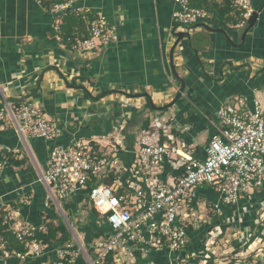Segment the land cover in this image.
Here are the masks:
<instances>
[{
    "label": "crops",
    "instance_id": "0c3cea01",
    "mask_svg": "<svg viewBox=\"0 0 264 264\" xmlns=\"http://www.w3.org/2000/svg\"><path fill=\"white\" fill-rule=\"evenodd\" d=\"M254 6L262 11L244 39L239 24L224 25L212 17L203 21L215 29H224L228 39L222 32L197 27L198 23L191 27L177 24L174 12L180 5L174 0H79V12L102 11L119 34L118 42L83 56L57 39L58 15L38 0H0V153L13 152L15 159H25L22 166L8 165L0 159L4 162L0 172L3 204L8 209L6 213L14 211L17 225L44 227L46 217L56 224L68 225L60 242L43 255L26 260L0 258V264H54L61 244H78L79 240L87 247L91 243L87 228L111 229L98 212H93L83 192L64 203L71 204L70 210H64L65 216L46 203L47 190L40 177L47 169L53 145L90 140L109 151L118 142L112 155L119 160L121 169L112 185L127 187L139 138L154 124L153 119L163 115L161 119L170 121L192 156L204 158L222 104L244 99L249 108L253 109L258 101L264 109V0H254ZM231 15L236 16L237 10ZM181 31L190 36L176 46L174 64L186 82L185 91L168 110H145L149 101L141 96L144 93L156 106H164L173 101L181 87L170 63L176 33ZM192 39L198 45L199 59L190 47ZM84 70L85 81L80 78ZM88 93L93 97L107 95L94 101ZM23 98L37 101L47 117L63 128L59 138H24L18 132L9 117L8 104L20 103ZM119 118L126 123L117 134L115 122ZM179 174L176 162L167 161L160 177L173 182ZM187 211L186 247L179 252L152 249L145 257H152L148 264H175L180 259L193 264H264V185L246 194L236 207L227 206L213 187L199 185ZM229 231L235 236L231 245L215 246V240H210L228 236ZM83 263L80 257L78 264Z\"/></svg>",
    "mask_w": 264,
    "mask_h": 264
},
{
    "label": "built area",
    "instance_id": "2783aa9c",
    "mask_svg": "<svg viewBox=\"0 0 264 264\" xmlns=\"http://www.w3.org/2000/svg\"><path fill=\"white\" fill-rule=\"evenodd\" d=\"M78 1L65 0L53 6L52 11L58 15L55 21L58 40L62 14L71 8L79 12ZM174 1L180 5L174 12V20L180 26L191 27L211 16L208 10L191 6L189 0ZM232 5L243 17L241 26L256 10L254 0H232ZM118 40L117 26L102 11H96L89 22V36L75 38L73 50L83 56L90 55ZM8 107L9 117L24 138L30 135L54 141L63 133V128L47 117L37 101L8 104ZM217 116L204 158L192 156L188 145L174 133L170 121L153 119L154 124L139 138L127 187L104 182L110 173L116 174L121 169L119 160L112 155L118 142L109 151L90 140L53 145L49 149L47 169L40 177L47 190L46 203L65 216L64 203L83 192L103 223L111 228V233L96 237L87 247L79 240L78 244L70 241L61 244L54 264H78L80 257L83 264H103L109 254H113L115 264H134L138 252L142 258L152 249L179 252L188 242L186 222L190 212L187 210L199 185L213 187L226 205L234 207L246 194L260 189L264 185V109L258 101L252 109L244 99H236L222 104ZM125 123L123 118L116 120L117 134ZM167 161H175L180 171L173 182L160 177ZM3 167L4 162H0V172ZM0 209L8 210L1 194ZM7 218L20 241L33 237L36 229H43L30 223L17 225L14 211L7 212ZM32 239L25 253L8 251L6 243H0L2 258L26 260L43 255L50 247Z\"/></svg>",
    "mask_w": 264,
    "mask_h": 264
},
{
    "label": "trees",
    "instance_id": "16d2710c",
    "mask_svg": "<svg viewBox=\"0 0 264 264\" xmlns=\"http://www.w3.org/2000/svg\"><path fill=\"white\" fill-rule=\"evenodd\" d=\"M65 0H41V4L48 10H52L53 6L62 3ZM190 5L193 7L203 8L210 12L212 18L222 21L224 25L233 23L234 25L242 22L243 17L241 13L237 11V15L233 16L231 13L234 11L232 5V0H227V3L219 5L218 3H207L204 0L198 2L197 0H189ZM62 24L59 28L58 34L61 37L60 41L68 49H73L75 38L81 37L86 38L89 36V22L94 17L92 12H78L75 9H67L65 14H62ZM190 47L196 54L199 59V48L198 45L194 42V39L190 42ZM85 70L80 75V78L85 81ZM149 127V122L145 123ZM4 159L8 165L22 166L25 163V159H15L13 152L0 153V159ZM117 175L115 173H110L109 176L104 180L107 185L114 184ZM228 206V205H227ZM65 211L70 210L71 204H65L63 206ZM93 212L97 214V211L93 209ZM6 211L0 209V243L5 242V248L8 251L18 250L20 252H27L29 249V242L36 238L41 240L43 243L50 246L57 245L60 242L61 235L68 231V225L66 222L62 224H56L52 220L49 221L50 217L44 218V227L43 229H36L34 236L28 238L26 241H20L14 230L11 228L12 221L8 220L6 216ZM70 220V219H69ZM92 226V223L90 224ZM90 232L89 241H93L96 237H99L103 234L111 233V229L105 227L96 226L95 229L90 231V228H87ZM108 232V233H107ZM90 243V242H89ZM88 243V244H89ZM151 255V254H150ZM4 254L0 250V258ZM152 257L148 256L143 259L141 253H137V264H148L150 263ZM103 264H115L113 254H109Z\"/></svg>",
    "mask_w": 264,
    "mask_h": 264
},
{
    "label": "water",
    "instance_id": "95a60500",
    "mask_svg": "<svg viewBox=\"0 0 264 264\" xmlns=\"http://www.w3.org/2000/svg\"><path fill=\"white\" fill-rule=\"evenodd\" d=\"M261 11H262V8L255 10L253 15L248 19V21L238 29L239 31L243 32V39L246 37V34L248 33V31L255 25V23H256ZM197 27H205V28H207V29H209V30H211L213 32H222L228 37V34H227V32L224 29H215V28L211 27L209 24H207L205 22L198 23ZM186 35L190 36L188 33L183 32V31L176 33L177 40L174 43V45H173V47L171 49V52H170V63H171L172 72H173L174 76L178 80H181V87L177 91V94H176L175 98L173 99L172 102H170V103H168V104H166L164 106H156L154 104V102L152 101L151 96L148 93H144L141 96L144 97V98H147L148 101H149V106L146 107L145 110L165 111V110H168V109L172 108L178 102V100L181 99V97H182V95H183V93L185 91V88H186V82L183 79L180 78V76L178 75V72L176 71V67H175V64H174V51H175V48L178 45V43ZM228 39H230V38L228 37ZM88 94H89L90 98L92 100H94V101H100L102 98H104L107 95V93H103V94H101V95H99L97 97H93L90 93H88ZM24 100H25V98L21 99V102L24 101ZM130 124L131 123L129 122L128 125H127V128H128V126Z\"/></svg>",
    "mask_w": 264,
    "mask_h": 264
},
{
    "label": "rangeland",
    "instance_id": "374dc122",
    "mask_svg": "<svg viewBox=\"0 0 264 264\" xmlns=\"http://www.w3.org/2000/svg\"><path fill=\"white\" fill-rule=\"evenodd\" d=\"M162 116H163V115H162ZM162 116H160V118H162ZM171 127L173 128L174 126L171 125ZM197 141H198V140H197ZM88 208H89V206H88ZM89 209H90V208H89ZM69 218H70V220L72 219L71 216H69ZM80 218H82V220L84 219V221L86 220V217H85V216H80ZM261 219L264 220V214H263V213L261 214ZM71 229L73 230L74 227H73V228L71 227ZM233 233H234V232L229 231V233H228L229 235H228V236L225 235L223 238H220V237H216V236H214V237L211 238L210 240H212V239L215 240V243H214L215 246H216V245H222V243H224V244H226V245H231L232 242H233V239H234V237H235V236H233V235H234ZM71 236H72V234H71ZM261 246L264 247V239H263V244H262ZM223 249H224V248H223ZM261 252L264 253V250H261ZM235 253H236V252H234L233 254H235ZM226 254H228V252H227ZM231 255H232V253H231V254H228V256H231ZM175 264H193V263H191L190 260H182V259H180V260H177Z\"/></svg>",
    "mask_w": 264,
    "mask_h": 264
}]
</instances>
